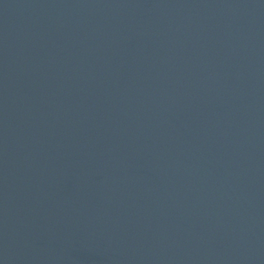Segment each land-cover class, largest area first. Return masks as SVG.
Masks as SVG:
<instances>
[{
	"label": "water",
	"instance_id": "95a60500",
	"mask_svg": "<svg viewBox=\"0 0 264 264\" xmlns=\"http://www.w3.org/2000/svg\"><path fill=\"white\" fill-rule=\"evenodd\" d=\"M0 264H264V0H0Z\"/></svg>",
	"mask_w": 264,
	"mask_h": 264
}]
</instances>
